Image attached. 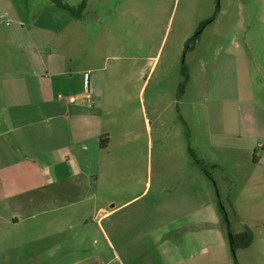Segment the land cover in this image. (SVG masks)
I'll list each match as a JSON object with an SVG mask.
<instances>
[{
  "label": "rangeland",
  "instance_id": "374dc122",
  "mask_svg": "<svg viewBox=\"0 0 264 264\" xmlns=\"http://www.w3.org/2000/svg\"><path fill=\"white\" fill-rule=\"evenodd\" d=\"M11 1L18 9L28 1L32 17L66 14L50 0ZM7 9L0 0V35L14 25ZM81 20L89 76L111 119L103 126L119 134L120 158L137 161L112 168L103 202L115 208L146 191L112 218L120 225L111 254L172 263L189 232L207 250L221 240V261L264 264V0H86ZM215 128L239 133L240 143L231 137L213 148ZM228 225L252 234L235 256Z\"/></svg>",
  "mask_w": 264,
  "mask_h": 264
},
{
  "label": "crops",
  "instance_id": "0c3cea01",
  "mask_svg": "<svg viewBox=\"0 0 264 264\" xmlns=\"http://www.w3.org/2000/svg\"><path fill=\"white\" fill-rule=\"evenodd\" d=\"M6 1L14 25L0 35V264H137L111 254L110 232L120 225L112 218L146 191L115 208L103 202L112 168L132 170L137 161L120 158L119 134L103 126L111 119L86 66V27L68 14H56L58 22L32 17L28 1L21 9ZM87 86L91 103L79 101ZM216 131L213 148L231 137L239 142V133ZM199 243L186 232L185 254L167 263L210 264L211 255L229 264L215 255L221 240L208 250Z\"/></svg>",
  "mask_w": 264,
  "mask_h": 264
},
{
  "label": "trees",
  "instance_id": "16d2710c",
  "mask_svg": "<svg viewBox=\"0 0 264 264\" xmlns=\"http://www.w3.org/2000/svg\"><path fill=\"white\" fill-rule=\"evenodd\" d=\"M50 1H52L53 4L56 7H58L59 9H61L63 12H65L66 14H68L73 19H77V20L82 19L83 11L85 10V7H86V0H83L77 7H70V6L66 5V4H64L60 0H50ZM184 83L180 85V87H179V93L182 92V90L184 88V85H185ZM189 154H190L191 158L194 161L196 158H195V156H194V154H193V152H192L191 149H189ZM195 163H198V162L196 161ZM201 169H203L202 166H201ZM223 212L224 211L222 210V213ZM227 232H228V238H229V242H230V248H231V251L233 253V256H235L234 253H235V251L237 249H239V248L245 249V248H247V247L250 246L251 241H252V234H251V231L249 229H244L240 233L233 234L230 231V228H229V225H228ZM233 264H239L236 261L235 257L233 258Z\"/></svg>",
  "mask_w": 264,
  "mask_h": 264
},
{
  "label": "built area",
  "instance_id": "2783aa9c",
  "mask_svg": "<svg viewBox=\"0 0 264 264\" xmlns=\"http://www.w3.org/2000/svg\"><path fill=\"white\" fill-rule=\"evenodd\" d=\"M7 24H9V23H7ZM68 101L70 103H74L76 101V98H69ZM79 101L91 103L90 91L88 89V86L85 88V94L79 98Z\"/></svg>",
  "mask_w": 264,
  "mask_h": 264
}]
</instances>
